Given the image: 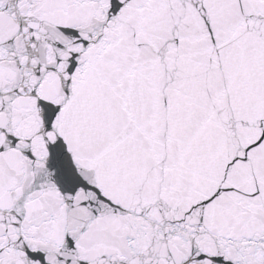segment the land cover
Returning <instances> with one entry per match:
<instances>
[{"label":"water","instance_id":"obj_1","mask_svg":"<svg viewBox=\"0 0 264 264\" xmlns=\"http://www.w3.org/2000/svg\"><path fill=\"white\" fill-rule=\"evenodd\" d=\"M0 264H264V0H0Z\"/></svg>","mask_w":264,"mask_h":264}]
</instances>
